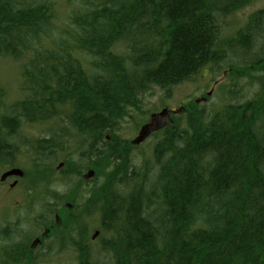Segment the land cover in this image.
Listing matches in <instances>:
<instances>
[{"label": "trees", "instance_id": "1", "mask_svg": "<svg viewBox=\"0 0 264 264\" xmlns=\"http://www.w3.org/2000/svg\"><path fill=\"white\" fill-rule=\"evenodd\" d=\"M257 1L0 0V60L19 61L22 88L8 103L0 84V170L16 166L22 144L46 192L35 195L31 223L49 222L54 256L70 248L77 264H264V9L232 34L225 24ZM206 69L235 77L219 88L228 96L188 105L153 135L151 164L133 165L121 127L141 124L146 96ZM28 124L50 135L26 136ZM93 224L96 247L85 241ZM19 228L0 231V264L47 261L29 249L35 231Z\"/></svg>", "mask_w": 264, "mask_h": 264}, {"label": "rangeland", "instance_id": "2", "mask_svg": "<svg viewBox=\"0 0 264 264\" xmlns=\"http://www.w3.org/2000/svg\"><path fill=\"white\" fill-rule=\"evenodd\" d=\"M61 9L60 17H59V25L61 28L64 26V23L67 20V11L65 8V3L60 1ZM264 9V0H259L254 2L252 5L245 7L243 10L237 12L236 14L229 16L225 20V24L228 25L227 32L232 34L236 32L240 27H242L248 20V18L257 11ZM53 34H56L54 29L52 30ZM48 43H45L47 46ZM20 64L19 61H15L13 59L2 58L0 60V84L4 88L7 89V102H15L22 100V92H21V74H20ZM206 75L204 76V73ZM204 70V73L198 78L195 82L182 84L172 88L169 92H165L162 90H155L150 95L144 98V110L147 113L146 115H140L139 119L135 122H127L121 128L120 135L127 139L129 146L131 147V161L132 164L137 167H142L147 162L148 165L151 164V157L153 153V149L155 144L157 143V137L151 136L146 141H144L140 145H133V140L138 136L139 130L143 125L150 121V117L152 114L160 112L164 108H168L173 111L172 121L175 116H180L184 113V109L188 107L191 103H198L199 105L211 106L213 104L219 105V101L224 100L226 96H228V92L226 87V91H219L222 86H229L235 80V77L230 74V72L226 69L220 73H212L209 69ZM228 93V94H227ZM250 96V93H248ZM205 100V101H203ZM138 114V113H137ZM136 113L134 115H137ZM142 114V113H141ZM144 119L143 122H140L141 119ZM136 120V119H135ZM132 121V120H131ZM170 123V124H171ZM169 124V125H170ZM52 127V126H51ZM50 126L46 124H33L27 125L24 127L23 133L26 136L31 137H48L50 135ZM21 139H22V134ZM77 140V139H76ZM61 142V141H60ZM22 146V144H21ZM18 151V156L16 166L20 167L24 170L25 175L22 179L19 180L17 185L13 188L10 187L12 181L8 184L2 185L0 184V231L4 230L9 224L15 222L19 223L20 230L23 232H27L28 230H34L35 234L33 235V240L37 236H39V229H36L31 223L33 220V212L41 211L39 205L35 202L36 196L45 197V185L37 184L39 180L33 181L32 175L30 173V159L25 154L21 155L22 147ZM65 154L69 155L70 149L66 148ZM73 158L77 159V155H72ZM63 163V166L58 170L57 168L60 164ZM56 166V170L58 172V176L61 175V169L64 167V162H61ZM15 166V167H16ZM104 165L102 166V168ZM110 169V166L103 168V173H106ZM5 170H0V174ZM94 171V170H93ZM95 172V171H94ZM95 176V175H94ZM94 178V177H93ZM84 179V178H83ZM53 188L57 189V186L51 185L49 188L52 190ZM65 190L64 187L61 190ZM72 203H68L66 208L70 211L72 208ZM61 219L59 216L57 217L56 223L59 224ZM93 222H97L93 220ZM97 224H93L90 227V231L88 233V238L85 239L88 246L96 247L98 243V236L95 240L92 239L95 231L98 230ZM54 236L43 237V244L40 249L37 251L42 253V256H46L49 253V257L47 256L46 260L41 264H77V256L73 252L72 249L68 248L64 253L56 252L54 256L53 244L52 241ZM31 239V240H32ZM69 244V243H68ZM49 245V248L48 246ZM70 247V246H69ZM36 251V250H35ZM62 253V254H61ZM94 259H97L94 256Z\"/></svg>", "mask_w": 264, "mask_h": 264}, {"label": "water", "instance_id": "3", "mask_svg": "<svg viewBox=\"0 0 264 264\" xmlns=\"http://www.w3.org/2000/svg\"><path fill=\"white\" fill-rule=\"evenodd\" d=\"M1 22V17H0ZM208 71L204 73V76L206 75ZM173 111H171L168 108H164L160 112L154 113L150 117V121L143 125L141 129L139 130L138 136L133 140V145H140L144 141H146L151 135L158 133L162 130H164L168 124L172 120ZM63 166V163L60 164L59 168ZM25 175L24 170L20 167H14L0 176V181L5 182L10 177H15L17 179L23 178ZM95 175V172L93 170H90L85 178L86 179H92ZM17 184V181L14 182L11 187H14ZM99 235V231H96L94 235L92 236V239L95 240L97 236Z\"/></svg>", "mask_w": 264, "mask_h": 264}, {"label": "flooded vegetation", "instance_id": "4", "mask_svg": "<svg viewBox=\"0 0 264 264\" xmlns=\"http://www.w3.org/2000/svg\"><path fill=\"white\" fill-rule=\"evenodd\" d=\"M205 101V100H203ZM15 178L14 179H7L5 182H0V184L2 185H5V184H8L10 181H12V184L15 182ZM10 184V185H12ZM46 221V220H45ZM48 222V221H47ZM43 223L39 229V236H37L36 238H34V240L32 239L31 241H29V249L31 251H37L38 249H40L42 247V244H43V237H46V239L48 238V236L50 235V224L49 222L48 223ZM33 238V237H32Z\"/></svg>", "mask_w": 264, "mask_h": 264}, {"label": "bare ground", "instance_id": "5", "mask_svg": "<svg viewBox=\"0 0 264 264\" xmlns=\"http://www.w3.org/2000/svg\"><path fill=\"white\" fill-rule=\"evenodd\" d=\"M218 112V111H217ZM20 124V123H19ZM135 146V145H134ZM136 147V146H135ZM79 251V250H78ZM89 253V252H88Z\"/></svg>", "mask_w": 264, "mask_h": 264}]
</instances>
